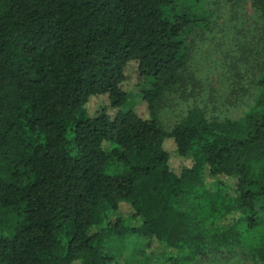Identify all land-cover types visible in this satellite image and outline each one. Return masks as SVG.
Here are the masks:
<instances>
[{
	"label": "trees",
	"instance_id": "obj_1",
	"mask_svg": "<svg viewBox=\"0 0 264 264\" xmlns=\"http://www.w3.org/2000/svg\"><path fill=\"white\" fill-rule=\"evenodd\" d=\"M211 18L202 0H0V264H119L139 240L164 264H264V74L237 120L194 107L168 132L157 113Z\"/></svg>",
	"mask_w": 264,
	"mask_h": 264
},
{
	"label": "rangeland",
	"instance_id": "obj_2",
	"mask_svg": "<svg viewBox=\"0 0 264 264\" xmlns=\"http://www.w3.org/2000/svg\"><path fill=\"white\" fill-rule=\"evenodd\" d=\"M203 6L212 15L208 29L196 30L190 39L188 74L185 84L168 94L157 113L166 131L170 132L194 107L201 108L208 117L237 120L251 108L257 93L256 82L264 74V24L253 9L250 0H202ZM127 109L135 108L146 116L139 88L128 83ZM94 104H90L95 111ZM165 149L171 153V167L178 171L180 159L173 153L175 145L167 139ZM131 209L122 204L120 215L128 219ZM143 241L122 249L123 264L126 257L139 251L137 258L144 256L151 264H164L163 252L156 242L145 248ZM243 252V251H242ZM197 264H252L244 255L238 254L229 260L220 256Z\"/></svg>",
	"mask_w": 264,
	"mask_h": 264
}]
</instances>
